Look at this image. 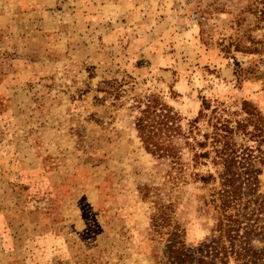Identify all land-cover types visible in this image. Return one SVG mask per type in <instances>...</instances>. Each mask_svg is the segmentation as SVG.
I'll return each instance as SVG.
<instances>
[{
    "label": "rangeland",
    "instance_id": "374dc122",
    "mask_svg": "<svg viewBox=\"0 0 264 264\" xmlns=\"http://www.w3.org/2000/svg\"><path fill=\"white\" fill-rule=\"evenodd\" d=\"M263 7L0 0V264H157L167 238L154 229L158 203L187 244L205 240L214 185L197 174L215 166L194 164L180 139V168L147 152L134 121L150 95L182 127L203 100L233 119L247 100L264 118Z\"/></svg>",
    "mask_w": 264,
    "mask_h": 264
},
{
    "label": "trees",
    "instance_id": "16d2710c",
    "mask_svg": "<svg viewBox=\"0 0 264 264\" xmlns=\"http://www.w3.org/2000/svg\"><path fill=\"white\" fill-rule=\"evenodd\" d=\"M144 98L134 127L147 152L168 158L180 168V147L175 141L180 139L191 151L194 164L209 160L216 168L215 173L197 174L202 182L210 180L214 185L210 193L214 224L205 240L187 244L183 229L170 217L169 204H157L154 229L167 235L166 256L157 264H228L229 259L236 264H262L264 242L257 248L253 239L261 236L264 240V193L255 187L257 165L264 164V118L247 100L242 101L243 115L237 119L226 107L210 108L203 100L197 116L182 127L179 114L157 95ZM209 108L210 129L201 132L197 121ZM143 195H148L147 190Z\"/></svg>",
    "mask_w": 264,
    "mask_h": 264
},
{
    "label": "clouds",
    "instance_id": "9594fccd",
    "mask_svg": "<svg viewBox=\"0 0 264 264\" xmlns=\"http://www.w3.org/2000/svg\"><path fill=\"white\" fill-rule=\"evenodd\" d=\"M253 243L255 244V243H256V241H253Z\"/></svg>",
    "mask_w": 264,
    "mask_h": 264
}]
</instances>
